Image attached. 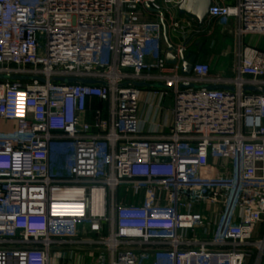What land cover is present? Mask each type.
Returning a JSON list of instances; mask_svg holds the SVG:
<instances>
[{
  "label": "built area",
  "instance_id": "1",
  "mask_svg": "<svg viewBox=\"0 0 264 264\" xmlns=\"http://www.w3.org/2000/svg\"><path fill=\"white\" fill-rule=\"evenodd\" d=\"M180 2L0 0V264L82 244L94 264H264V50L239 45L231 77L183 74ZM208 17L264 36V0H212Z\"/></svg>",
  "mask_w": 264,
  "mask_h": 264
},
{
  "label": "crops",
  "instance_id": "2",
  "mask_svg": "<svg viewBox=\"0 0 264 264\" xmlns=\"http://www.w3.org/2000/svg\"><path fill=\"white\" fill-rule=\"evenodd\" d=\"M226 4L232 5L234 4V1L227 2ZM158 15L146 8L144 16L147 19L160 20V16ZM175 15L179 16L178 13H175ZM166 17L168 16L166 15ZM190 21L191 27L189 28L190 30L186 40L188 52L191 59L209 63L212 70V76L231 77L234 75L236 53L239 45L252 46L264 50V43L263 41L261 42V39H259L257 43L246 41L247 37L256 34H245L239 37L237 33L238 21L233 17H208L201 28H199L195 19ZM207 36L209 38L213 37L214 41L208 42V40L202 39V37L206 38ZM88 103V113L85 118L91 120L92 110L103 103L97 98H91ZM2 125L7 127L11 126L10 123H3ZM261 227L262 224L259 225L258 233H260ZM57 257L58 255L56 258ZM56 258L54 264H63L62 262H65L63 259L57 262Z\"/></svg>",
  "mask_w": 264,
  "mask_h": 264
},
{
  "label": "water",
  "instance_id": "3",
  "mask_svg": "<svg viewBox=\"0 0 264 264\" xmlns=\"http://www.w3.org/2000/svg\"><path fill=\"white\" fill-rule=\"evenodd\" d=\"M145 6L150 11H153V12L159 14L160 21H161V24L163 27L164 41H165L167 48H168V52L166 54V61L169 64H174L176 59H175V56L173 55V53H171V50L175 51V48L170 43L169 38H168L167 27H166V23L164 21V14L162 11L153 10L149 6V4H147V3L145 4ZM211 6H212V0H181V2L178 5L177 10H178L179 15H188L189 17L195 19L198 23L199 28H201L209 16ZM180 54L183 55L182 52H180ZM192 62H193V59H190V60L184 59L183 60V65H182V73L183 74H190L191 73ZM73 80L74 79H67L66 81L71 82ZM81 81L83 83H94L93 80L82 79ZM138 86H144V85L142 83H138ZM154 87H161V85H154ZM208 87L209 88H223V89L232 90L231 87H225V86H220V85H211ZM246 90H250V88H246ZM252 90H254L257 93L258 92H264L263 88H254Z\"/></svg>",
  "mask_w": 264,
  "mask_h": 264
},
{
  "label": "rangeland",
  "instance_id": "4",
  "mask_svg": "<svg viewBox=\"0 0 264 264\" xmlns=\"http://www.w3.org/2000/svg\"><path fill=\"white\" fill-rule=\"evenodd\" d=\"M209 35V34H208ZM202 39H206L208 40V42H213V37H206ZM261 39V42L263 41L264 43V37H259L256 35H252L250 37H247V42H253V43H257L258 40ZM42 42H44V38L42 37ZM197 50V49H196ZM195 50V51H196ZM4 126V125H3ZM4 129L6 130L5 133L2 134V136H11L12 135V128L10 127H4ZM70 150L66 151L65 154L60 155L58 158H56L55 163L53 165V173L57 174V175H66L67 173V168L69 165V158H70ZM264 231V222L262 223V227L260 229V234L263 233ZM95 250V247L90 246L88 244H82V245H77V246H71V247H66V249H64V253H62L61 255H58V257L56 258L57 262H59L60 260H65V262L63 261V264H84L86 261L89 264H94V262L96 261L97 255L98 253L95 254H91L89 253L90 251ZM224 253L219 252L217 253V255L212 256V261L213 264H224ZM216 259V260H215ZM252 263V261H251Z\"/></svg>",
  "mask_w": 264,
  "mask_h": 264
}]
</instances>
